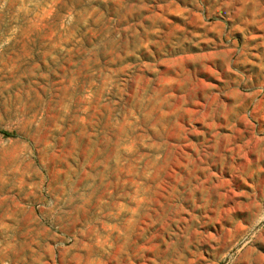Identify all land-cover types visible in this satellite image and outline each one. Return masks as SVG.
<instances>
[{"label": "rangeland", "instance_id": "rangeland-1", "mask_svg": "<svg viewBox=\"0 0 264 264\" xmlns=\"http://www.w3.org/2000/svg\"><path fill=\"white\" fill-rule=\"evenodd\" d=\"M0 264H264V0H0Z\"/></svg>", "mask_w": 264, "mask_h": 264}]
</instances>
